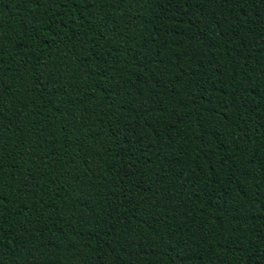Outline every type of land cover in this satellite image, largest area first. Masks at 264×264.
<instances>
[{
    "label": "trees",
    "instance_id": "obj_1",
    "mask_svg": "<svg viewBox=\"0 0 264 264\" xmlns=\"http://www.w3.org/2000/svg\"><path fill=\"white\" fill-rule=\"evenodd\" d=\"M0 264H264V0H0Z\"/></svg>",
    "mask_w": 264,
    "mask_h": 264
}]
</instances>
